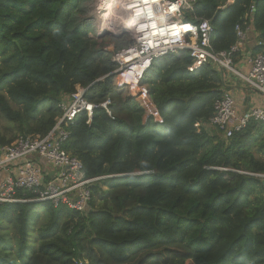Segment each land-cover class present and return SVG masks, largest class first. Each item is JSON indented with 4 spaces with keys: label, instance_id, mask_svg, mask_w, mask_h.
Masks as SVG:
<instances>
[{
    "label": "trees",
    "instance_id": "16d2710c",
    "mask_svg": "<svg viewBox=\"0 0 264 264\" xmlns=\"http://www.w3.org/2000/svg\"><path fill=\"white\" fill-rule=\"evenodd\" d=\"M94 1L0 0V117L17 134L0 133V146L47 135L80 88L95 108L62 148L99 179L84 212L0 205V264H264V123L228 140L205 129L233 88L212 64L188 73L186 51L153 62L143 83L162 123L144 121L104 50L131 41L91 37ZM194 17L211 24L212 53L229 51L244 22L264 53V0H196Z\"/></svg>",
    "mask_w": 264,
    "mask_h": 264
},
{
    "label": "built area",
    "instance_id": "2783aa9c",
    "mask_svg": "<svg viewBox=\"0 0 264 264\" xmlns=\"http://www.w3.org/2000/svg\"><path fill=\"white\" fill-rule=\"evenodd\" d=\"M195 4L196 0L94 1L92 18L96 31L91 37L98 39L107 33L102 39L127 37L131 41L120 50L115 51L113 44L104 50L112 53L116 86L127 89L142 110L144 121L162 123L143 83L153 62L181 51H186L191 60L188 73L212 64L219 72L237 78L247 91L256 93L264 102V53L254 52L263 44L255 40L252 49H242L248 36L254 35L251 25L244 22L236 26V43L229 51L214 54L210 45L211 24L207 20L187 18L194 14ZM235 60L242 61L244 67L236 66ZM84 93L85 90L77 88L74 94L63 98L62 115L44 137H18L13 143L0 146V171L5 173L0 183V205L45 202L53 208L65 206L79 213L87 209L92 198L90 188L99 179H86L82 164L62 148L69 136L67 128L80 114H86L87 123L91 120L95 106L84 99ZM108 105L109 101L99 107L110 116ZM251 122L264 123V106L238 113L234 97L223 91L204 128L214 129L228 140ZM258 177L264 181V175ZM19 192L22 197L18 196ZM26 193L32 196L31 200L24 198Z\"/></svg>",
    "mask_w": 264,
    "mask_h": 264
},
{
    "label": "crops",
    "instance_id": "0c3cea01",
    "mask_svg": "<svg viewBox=\"0 0 264 264\" xmlns=\"http://www.w3.org/2000/svg\"><path fill=\"white\" fill-rule=\"evenodd\" d=\"M255 46V35L252 33L248 36V38L243 42L242 49L243 50H249L252 49ZM238 64V67L243 68L244 65L242 61H237L236 65ZM237 79L229 78L227 83L230 84L229 87L233 88L231 89L232 95L234 99L237 101L238 104V113H243L249 108L253 106H263L264 102L257 96H253L250 91H247V88L242 87H236L234 84V81ZM66 99V98H65ZM43 169H46V171L49 169L46 168L44 165L41 166ZM47 171V172H48ZM3 174H0V183L3 179H1ZM5 175V173H4Z\"/></svg>",
    "mask_w": 264,
    "mask_h": 264
},
{
    "label": "rangeland",
    "instance_id": "374dc122",
    "mask_svg": "<svg viewBox=\"0 0 264 264\" xmlns=\"http://www.w3.org/2000/svg\"><path fill=\"white\" fill-rule=\"evenodd\" d=\"M227 77H228V79L229 78H233V79L235 78V77H233L232 75H229V74L227 75ZM235 79H237V78H235ZM234 84H235L236 87H244L243 83L238 81V79L236 81H234ZM251 93L255 94L252 91H251ZM211 131H213V130H211ZM0 133L3 134L4 136H6L8 139H13V138H15L17 136L15 127L11 123H8L4 119H2L1 117H0Z\"/></svg>",
    "mask_w": 264,
    "mask_h": 264
},
{
    "label": "water",
    "instance_id": "95a60500",
    "mask_svg": "<svg viewBox=\"0 0 264 264\" xmlns=\"http://www.w3.org/2000/svg\"><path fill=\"white\" fill-rule=\"evenodd\" d=\"M105 35H108L107 33L103 34L102 36L98 37V39H102L105 37ZM114 76V75H113Z\"/></svg>",
    "mask_w": 264,
    "mask_h": 264
}]
</instances>
